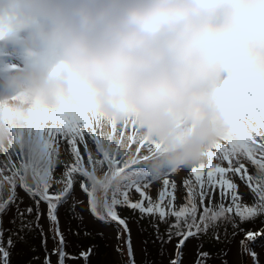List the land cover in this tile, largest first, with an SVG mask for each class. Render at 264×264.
Segmentation results:
<instances>
[{
    "label": "clouds",
    "instance_id": "clouds-1",
    "mask_svg": "<svg viewBox=\"0 0 264 264\" xmlns=\"http://www.w3.org/2000/svg\"><path fill=\"white\" fill-rule=\"evenodd\" d=\"M0 39L28 28L37 62L0 99V144L43 108L133 120L154 178L207 159L249 92L264 96V0H0Z\"/></svg>",
    "mask_w": 264,
    "mask_h": 264
},
{
    "label": "snow or ice",
    "instance_id": "snow-or-ice-1",
    "mask_svg": "<svg viewBox=\"0 0 264 264\" xmlns=\"http://www.w3.org/2000/svg\"><path fill=\"white\" fill-rule=\"evenodd\" d=\"M239 92L246 94L245 108L236 115L232 130L208 151L207 159L190 167V176L183 180V195L176 183L169 181L171 172L154 178L143 163L129 162L133 155L144 157L156 147L154 141L141 137L135 121L113 120L94 104L82 113L48 108L35 111L14 128L7 143L0 144V216L15 207L18 215L34 217L46 245L47 234L39 224L41 203H46L55 247L46 255L44 264H53L51 255L58 256L56 264L80 259L88 264L93 250L81 251L79 256L68 253L54 211L58 203H67L69 198L74 206L84 204L73 194L76 185L87 195L90 213L101 222L117 226L116 238L123 239L126 246V264L136 261L128 218L121 215L122 208L138 211L141 219L151 217V227L162 244L175 240L169 264H184V249L190 238L200 239L213 233L219 240L220 228L228 225L233 236L243 234L242 250L253 256V264H260L252 245L258 237L264 238V227L253 231L243 225L264 217V96L244 87ZM129 125L131 133L125 131ZM64 141L67 148L62 153L60 145ZM78 144L83 145V153ZM161 178L164 188L154 199L149 195V186ZM241 184L250 189L251 203L238 190ZM132 190L139 194L138 199L130 195ZM21 192L33 201L23 210L19 208L23 203ZM178 199L183 203L177 204ZM161 225L165 226L163 232ZM7 243L9 247L13 245L11 237ZM201 249L202 245L197 248L194 264H211V254ZM117 251L124 254L120 247ZM0 258L7 264L9 252L2 246Z\"/></svg>",
    "mask_w": 264,
    "mask_h": 264
},
{
    "label": "rangeland",
    "instance_id": "rangeland-1",
    "mask_svg": "<svg viewBox=\"0 0 264 264\" xmlns=\"http://www.w3.org/2000/svg\"><path fill=\"white\" fill-rule=\"evenodd\" d=\"M2 10L3 6L0 5V12H2ZM18 30H21V26H18L15 29V31ZM18 37L8 36L0 39V99L5 96L11 97L14 95L13 89L8 83L11 77L17 73L25 71L27 68L37 62L35 53L29 48L27 44L24 45L23 38L19 39ZM50 123L51 122L49 121V124ZM130 127L131 126L125 129V131L131 133L132 128ZM77 147L79 148V145H77ZM66 148L67 144L66 141H64L60 145V151L63 153ZM2 158V153H0V159ZM189 170L190 167L187 169H182L176 172L174 175L168 177L170 182L174 181L176 183L180 193H183V188L181 186L183 185V180H185L187 176H190ZM228 175L230 176L231 173H228ZM153 182L154 181H152L151 185L149 186V189L151 186L160 185H153ZM77 187L78 186L74 185L73 194L77 200L84 201L83 205L74 206V201L70 198V201H67V203H58L54 209L59 229L64 234L69 247L68 252L72 255L79 256V253L86 249L83 247V244L87 243L84 241V238L90 237L89 235L87 236L86 233H81L80 236H76V238H74V235L72 237V226L69 222L74 220L76 217L78 225L83 229H86L82 230L83 232H87V230H89L92 234L99 236L107 247L104 249L103 242L98 239L88 242V246H91V249L93 250L92 254L88 258V264H113L112 260L116 261V264H121L122 255L119 251H117V245L119 244V241L116 238V232L112 230L110 226L104 227L97 225L87 208L86 196L83 194V192H81L79 187ZM238 190L242 192H251L250 189H247V187L243 184H241V188ZM20 194L23 197V203L19 205L21 210L26 209L28 206L33 204V201H30L25 193L21 192ZM181 200L182 199H179L178 203H180ZM41 212L42 215L40 217L39 224L42 226L44 233L47 234L46 245L44 237L41 234L40 227L36 226L34 218L29 217L28 219L18 215L17 209L15 207L11 208L6 215L2 216L3 222L2 226H0L2 238L0 245H2L9 252V260L7 262L8 264H44L46 255L51 253L52 249L55 247V243L52 239V233L49 231L50 224L48 220V213L45 205L43 204H41ZM83 212H85L88 216L90 215L92 221H94V224H90L85 221ZM134 218L137 220V217ZM6 219L8 221L7 223L5 222ZM135 219L129 222L132 229L133 225H135L137 228L136 240L135 235L132 232L135 255L140 262H146V264H148V262L151 261L148 242L145 239V233L143 231L144 229ZM29 220H31V224L28 223ZM261 224L262 223L256 227H252V229H257L259 226H261ZM13 231H15L14 235L11 233ZM152 233L153 232H149L150 235H152ZM10 237L13 240V245L11 247H9L7 243ZM242 238V233L235 235V237L230 240V242H228L220 252L214 255L211 254L210 249L206 250L211 254L212 263L221 262L222 264H225L226 262V264H241L242 251L240 240ZM157 241L161 242L158 239ZM136 242H138V246L136 245ZM234 243H237L236 250L231 249ZM201 245V239L190 238V240L187 242V247L184 249V264H194L197 248ZM45 247L47 248V252L45 251ZM255 251L258 253L260 264H264V238L260 239ZM174 252L175 240H173L171 243H161L159 255L161 257L162 264H169L170 257L174 254ZM160 257H156L153 261V264H159ZM50 258L54 263H56L58 260L55 255H51ZM1 262L2 264H5V261L2 258H0V264ZM66 264H84V261L82 259L78 261L67 260Z\"/></svg>",
    "mask_w": 264,
    "mask_h": 264
},
{
    "label": "trees",
    "instance_id": "trees-1",
    "mask_svg": "<svg viewBox=\"0 0 264 264\" xmlns=\"http://www.w3.org/2000/svg\"><path fill=\"white\" fill-rule=\"evenodd\" d=\"M87 138H89V137H87ZM89 146L92 147L91 139L89 141ZM78 150H80L83 153V145H79ZM84 159L86 161V159H87L86 154H84ZM216 162H217V158L214 156L213 163H216ZM225 163H227V162H225ZM189 171L191 172V169ZM250 171H252L251 168H250ZM188 177L189 176H187L186 179ZM192 179L194 180L195 178L193 177ZM155 181H158L155 184H160V185L151 186V188L149 189V195H151L154 199L158 196L159 191L164 188L163 178H161L159 180H155ZM237 182L239 183L238 180H237ZM181 186L183 188V185H181ZM169 187L171 188V184L169 185ZM183 194H185L184 193V190H183V193H181V195H183ZM25 195L28 197V199L30 201H32V199L26 193H25ZM130 195H132L135 199H138L139 198V194L138 193H135L134 190L131 191ZM244 195H245V200L248 203H251L252 202L251 192L245 191L244 192ZM178 200L176 201L177 204L183 203V200H181L180 203H178ZM68 201H70V198H69ZM41 204L45 205L46 210H47V213H48V208H47L46 203L42 202ZM120 212H121V215L122 216H125V217L128 218V224L129 225H130L129 222L131 220L135 219L134 217H137V220L136 219L135 220L144 229L143 231L145 233V239L148 242V247H149V251H150V259H151V261L148 262V264H153L154 263L153 262L154 259L156 257H160L159 252H160L161 242H158L157 241L155 232H154L153 228L151 227V224H150L151 217H147V218L141 219L140 213L138 211L137 212H133L131 209H128V208H122V209H120ZM22 217H25V216H22ZM26 218L29 219V217H26ZM30 218H34V217H30ZM97 221H99V220H97ZM99 222H101V221H99ZM69 223L72 226V237H73V235H74V238H76V236L79 237L81 233H86L87 236L89 235L91 237V238L90 237L84 238V241L87 242V243L83 244V247L86 248L85 250L89 249L88 247L91 248V246H88V242H92L95 239H98V240L102 241V239L99 236L92 234L89 230H87V232H83L82 230H86V229H83V228H81L78 225V223L76 221V217H75L74 220L70 221ZM101 223H104V222H101ZM260 223H262L261 226H259L255 230L252 229V227H256V226L260 225ZM104 224L109 225L117 233V226L114 223H104ZM0 226H2V216H0ZM243 227H245L246 230L247 229H252L253 231H258L260 228L264 227V217H258L253 222L244 224ZM164 228H165V226L164 225H161V231L162 232L164 231ZM149 232H153L152 235H150ZM232 232H233V229H232L231 225H228L226 227V229H225V227H221L220 228V231H219L220 239L219 240H217L215 238V234H213V233H210L209 235H206V236H202L200 238L202 240V249L201 250L206 251V250L210 249L211 250V254H213V255L216 254V253H218V252H220L222 250V248L228 242H230V240H232L235 237V236L232 235ZM11 233L14 235L15 234V231H13ZM225 233H227V234H225ZM165 239H166V237H165ZM260 239H262V238L258 237L256 239L255 243L252 245V248L254 250L256 249L257 244L259 243ZM0 241H1V238H0ZM118 241H119L118 247H120L123 250V253H124L123 255L121 254L122 255V263L121 264H126V261H127L128 257H127V251H126V246L124 244V240L121 239V240H118ZM131 243H132V241H131ZM245 243H248V242L245 241ZM103 244H104V242H103ZM0 246H2V245H0ZM106 248L107 247L104 244V249H106ZM132 249H133V257H134V259L136 261V264H146V262H140L136 258L135 251H134V247H133V243H132ZM68 250H69V247L67 245L66 251L68 252ZM241 251H242L241 264H253V256L251 254L243 251L242 250V247H241ZM55 256L58 259V256L57 255H55ZM112 262H113V264H116V261H113L112 260ZM53 264H56V263L53 262ZM159 264H162L161 257H160V263ZM211 264H222V263L221 262H218V263L214 262V263H212V261H211Z\"/></svg>",
    "mask_w": 264,
    "mask_h": 264
},
{
    "label": "bare ground",
    "instance_id": "bare-ground-1",
    "mask_svg": "<svg viewBox=\"0 0 264 264\" xmlns=\"http://www.w3.org/2000/svg\"><path fill=\"white\" fill-rule=\"evenodd\" d=\"M83 214H84L85 221H86L87 223L94 224V221H92L90 215H89V216L86 215L85 212H83ZM6 218H7V217H6ZM5 222H6V223L8 222L7 219H6ZM99 228H101V227H99ZM133 233H134V235H135V240H136L137 228H136L135 225H133ZM136 245H137V246L139 245L138 242H136ZM236 248H237V243H234V244L232 245L231 249L236 250ZM260 250H261V249H260ZM261 254H262V253H261Z\"/></svg>",
    "mask_w": 264,
    "mask_h": 264
},
{
    "label": "water",
    "instance_id": "water-1",
    "mask_svg": "<svg viewBox=\"0 0 264 264\" xmlns=\"http://www.w3.org/2000/svg\"><path fill=\"white\" fill-rule=\"evenodd\" d=\"M99 223H97V225H98ZM100 226H103V225H101V224H99ZM113 230V229H112ZM133 230V229H132ZM133 232V231H132Z\"/></svg>",
    "mask_w": 264,
    "mask_h": 264
}]
</instances>
